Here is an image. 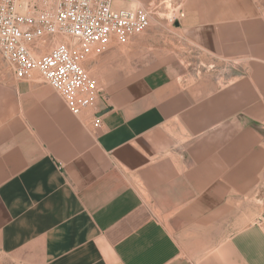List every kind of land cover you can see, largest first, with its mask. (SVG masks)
Instances as JSON below:
<instances>
[{"label":"crops","instance_id":"obj_1","mask_svg":"<svg viewBox=\"0 0 264 264\" xmlns=\"http://www.w3.org/2000/svg\"><path fill=\"white\" fill-rule=\"evenodd\" d=\"M182 9L218 84L158 66L74 117L0 79V264H264V4Z\"/></svg>","mask_w":264,"mask_h":264},{"label":"built area","instance_id":"obj_2","mask_svg":"<svg viewBox=\"0 0 264 264\" xmlns=\"http://www.w3.org/2000/svg\"><path fill=\"white\" fill-rule=\"evenodd\" d=\"M115 1L0 0L2 62L18 81L38 76L79 117L104 93L83 63L128 44L150 24L148 10H115ZM183 16L178 12L169 22ZM90 123L93 131L99 130L101 117Z\"/></svg>","mask_w":264,"mask_h":264},{"label":"rangeland","instance_id":"obj_3","mask_svg":"<svg viewBox=\"0 0 264 264\" xmlns=\"http://www.w3.org/2000/svg\"><path fill=\"white\" fill-rule=\"evenodd\" d=\"M185 1L116 0L115 10H134L137 7L148 10L151 14L149 27L128 44L114 47L101 56L89 57L82 67L102 85L104 91L123 78L144 74L158 66L183 72L186 82L190 84L204 80H213L218 84L224 69L235 64L209 59L181 39L175 23L181 22L183 18L174 23H170L169 19L183 11L182 4ZM256 2L264 4V0ZM10 74L11 71L0 58V79L8 78Z\"/></svg>","mask_w":264,"mask_h":264}]
</instances>
